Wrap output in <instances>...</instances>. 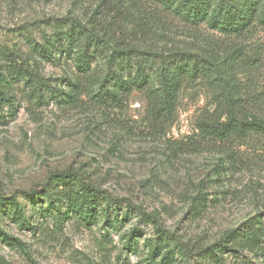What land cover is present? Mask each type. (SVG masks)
Wrapping results in <instances>:
<instances>
[{"label":"rangeland","instance_id":"374dc122","mask_svg":"<svg viewBox=\"0 0 264 264\" xmlns=\"http://www.w3.org/2000/svg\"><path fill=\"white\" fill-rule=\"evenodd\" d=\"M222 1L249 23L241 35L186 24L158 0H0V263L161 264L149 260L153 226L135 211L108 233L102 221L87 226L68 212L62 183L48 181L70 171L156 213L193 252L218 248L211 264H264V133L220 142L201 137L197 124L214 110L212 94L220 90L211 73L182 79L171 122L149 113L156 56L170 63L175 54L195 55L214 60L238 105L264 121V0L210 5ZM66 18L97 35L108 53L153 56L149 86L101 103L104 55L79 74L66 47ZM23 63L45 84L29 83ZM124 76L130 82L133 71ZM130 232L133 250L123 239ZM246 232L251 240L240 237ZM172 264L187 263L175 253Z\"/></svg>","mask_w":264,"mask_h":264},{"label":"trees","instance_id":"16d2710c","mask_svg":"<svg viewBox=\"0 0 264 264\" xmlns=\"http://www.w3.org/2000/svg\"><path fill=\"white\" fill-rule=\"evenodd\" d=\"M162 8L171 11L174 17L190 25L203 24L210 30L224 35H241L248 27V22L235 7L229 3L220 2L211 7L210 0H158ZM63 22L69 26L67 35V49L75 52L76 69L79 74L90 71L92 59L97 53L104 55V69L97 81L98 91L106 92L99 98L101 103H115L119 101L118 92L125 93L131 88L144 90L149 86L148 70L153 60L149 54L138 53L134 56L129 52L114 51L108 53L102 40L91 30H87L77 20L66 18ZM101 41V42H100ZM178 57L174 62L167 63L169 59L156 56L155 73L157 74L156 89L151 90L149 113L157 120L171 122L177 103V95L183 78L199 79L210 75V83L217 84L220 90H214L212 112L202 115L197 124L201 137L207 141H225L231 137H245L251 133H264V121L252 113L245 112L227 85L225 74L212 59L199 58L193 55H173ZM152 57V58H151ZM155 58V56H154ZM176 69V73L173 70ZM133 71V79H125V71ZM19 71L35 85L45 84L34 67L27 63L19 66ZM113 88L112 92H109ZM60 181V192L66 200L68 212L78 215L87 226L103 222L106 233L109 230L120 231L125 220L130 219L132 213H137L138 220L153 226L156 238L147 240L149 260L161 258V264H172L174 254L187 264H211L216 262L214 252L218 248H200L193 252L188 246L181 244L172 234L165 231L156 213H145L137 207L125 203L124 200L110 195L107 191L85 182L76 173L67 171L58 173L49 179V185ZM29 195L34 191L26 192ZM3 201V198H0ZM264 225V220L262 222ZM253 232L240 235L243 240H251ZM231 238V237H230ZM126 247L130 250L137 243L135 233L130 232L123 237ZM232 239V238H231ZM163 252L165 254L163 255ZM2 264V263H0Z\"/></svg>","mask_w":264,"mask_h":264}]
</instances>
